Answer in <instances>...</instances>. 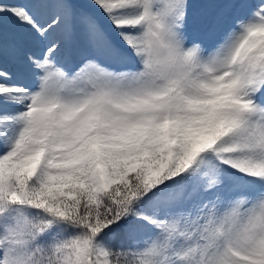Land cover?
I'll return each instance as SVG.
<instances>
[{
    "label": "snow or ice",
    "instance_id": "6c2138e0",
    "mask_svg": "<svg viewBox=\"0 0 264 264\" xmlns=\"http://www.w3.org/2000/svg\"><path fill=\"white\" fill-rule=\"evenodd\" d=\"M0 264H264V0H0Z\"/></svg>",
    "mask_w": 264,
    "mask_h": 264
}]
</instances>
